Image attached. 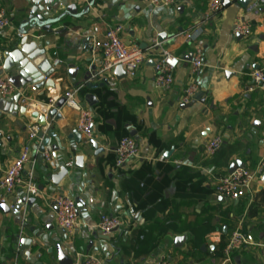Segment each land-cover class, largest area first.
Wrapping results in <instances>:
<instances>
[{
    "label": "crops",
    "instance_id": "1",
    "mask_svg": "<svg viewBox=\"0 0 264 264\" xmlns=\"http://www.w3.org/2000/svg\"><path fill=\"white\" fill-rule=\"evenodd\" d=\"M60 1H65L60 12L69 7L79 16L87 8L89 12L53 26L52 34L28 37L22 49L19 11L28 0H0V9L11 21L9 29L0 33V78H17V87L29 92L32 103L24 106L12 102L16 97L0 99V179L30 142V130L37 127L34 114L44 115L56 134L45 151L50 162L38 159L41 141L32 142L23 176L34 173L39 194L33 204L22 206L20 217L14 210L26 193L19 187L2 202L0 190V205L9 208L8 213L0 211V264H59L58 246L74 262L93 256L103 264H264V171L240 200L215 191L233 164L255 170L264 158V93L258 88L251 91L250 77L264 69V6L255 7L260 0H250L247 9L238 0L230 2L210 21L205 18L209 0H175L170 7L158 8L147 0ZM241 19L252 26L248 39L233 32ZM114 27L122 28L127 47L147 50L157 41L181 59L168 92L155 89L154 58L145 60L135 78L118 79L115 69L107 78L109 85L94 90L85 88L82 71L75 80L69 76V66L100 68L92 44ZM192 30L200 35L190 45L183 34ZM162 33L168 36L165 42L158 40ZM197 47L203 49L204 68L196 78L199 92L194 103L186 107L192 102L183 104L182 95L190 80L189 57ZM21 50L32 52L39 66L29 60L22 70L27 57ZM38 50H44L48 62L35 53ZM46 75L53 89L33 90ZM74 82L80 85L75 87ZM77 88H81L79 104L96 115L94 137L104 150L97 156L85 138L81 136V144L73 138L78 132L77 110L65 105L58 109L59 120L44 111L51 99L60 100ZM87 94L97 99L92 107L85 101ZM217 135L223 145L208 156L205 146ZM124 137L135 139L139 158L117 170L115 149ZM53 146L58 147L56 152ZM78 156L84 158L82 170L75 168ZM70 162L72 168L66 166ZM63 166L68 174L54 186L50 176H57ZM147 194L158 196V201H149ZM60 195L81 206V228L73 236L56 223L55 200ZM103 214L120 216L125 226L103 237L96 229ZM235 231L254 245L235 252L226 263L217 251ZM20 235L31 240L24 254L19 250ZM178 237L184 238L180 247L175 246Z\"/></svg>",
    "mask_w": 264,
    "mask_h": 264
},
{
    "label": "built area",
    "instance_id": "2",
    "mask_svg": "<svg viewBox=\"0 0 264 264\" xmlns=\"http://www.w3.org/2000/svg\"><path fill=\"white\" fill-rule=\"evenodd\" d=\"M224 1L235 2L237 0H209L206 21L212 20L224 8ZM147 3L154 7H170L175 0H147ZM264 6V0H260L256 8ZM254 7V8H255ZM11 25L10 17L5 10L0 9V33L5 32ZM121 27L110 28L103 39L94 40L92 44V54L95 58L101 60V66L93 76V80H102L108 78L111 72L117 67H122L126 75L133 79L137 76L141 65L147 58H154V85L160 92H168L175 81V72L181 64V59L175 56L168 49L163 48L162 43L155 41L147 50H141L138 47H127L121 38ZM233 32L235 35L248 39L252 35V26L246 20H237L234 23ZM187 44H193L200 35L199 30H192L183 34ZM204 68V52L200 47L195 51L190 62V80L183 90L182 103L189 104L199 92V86L196 78ZM254 88L260 89L264 93V69L253 71L250 75ZM33 90H36L33 88ZM81 88L66 92L62 98L66 99L65 105L79 112L77 131L87 141L94 140L95 113L82 107L77 96ZM17 98L24 106L32 105L29 92L26 89L15 86L10 80L0 78V99ZM59 101L51 99L45 113L54 108ZM40 128L33 127L29 133V143L26 144L13 163L5 170L0 179V190L3 192L2 202H5L4 196L8 197L14 191L21 187L28 197H34L39 194V188L35 182L34 173L23 176L26 164L30 162V154L33 149L32 142L37 141V134ZM223 138L219 135L213 137L205 146V152L208 156H214L222 147ZM47 162L51 161V155L44 154ZM114 167L117 170L127 168L132 162L139 158V147L132 137L122 138L115 149ZM68 168L73 167V163L66 164ZM264 171V158L259 162L255 170L237 169L234 172L223 176L216 186V194L229 200H240L249 194L259 174ZM56 223L57 226L68 236H73L81 228L80 215L77 202L74 198L66 195H60L55 200ZM125 226L124 220L120 216L103 214L100 216L96 229L103 237H110L113 233ZM215 238H212V240ZM254 245L246 235L240 231L231 234L228 242L223 249V257L226 263L231 261L232 255L247 246ZM73 264H103L98 258L93 256H84ZM169 264V263H164Z\"/></svg>",
    "mask_w": 264,
    "mask_h": 264
},
{
    "label": "water",
    "instance_id": "3",
    "mask_svg": "<svg viewBox=\"0 0 264 264\" xmlns=\"http://www.w3.org/2000/svg\"><path fill=\"white\" fill-rule=\"evenodd\" d=\"M239 4L247 9L249 7V3L250 0H238ZM229 1H224V5L228 6L229 5ZM62 4H65V1H60V0H28L27 4H25L21 10L19 11V14L22 17L20 26H19V34L21 37L20 40V47L23 49L24 43L28 40V37H35V35L39 32H44V33H48V34H52L53 33V26L60 24L61 22H63L65 19L70 18V19H78L83 15H86L89 12V8H87L80 16L76 14V10L75 8H67V10H65L64 12H60V6ZM93 6V5H91ZM28 29V30H26ZM168 39V36L165 33H162L159 35L158 40L160 42H165ZM23 53H25V51L21 50ZM32 52L29 53H25L26 54V60H24L21 64V69L25 70L26 69V63H28V61H32V63L34 64V66L38 67L39 63L37 61H35L33 59V54H31ZM36 54H40V56L42 55L43 60H45V62H48L47 60V56L44 52V50H38L35 52ZM192 56L189 57V60H191ZM24 63V64H23ZM69 76L72 77V79H76L77 74L82 71V83L85 85V88L87 90H94L96 88H102L104 86H108L109 85V81L106 78H103L102 80H96L98 83H92L93 80V76L96 74L97 71V67L93 66L90 70L88 69H80V68H76L75 66H69ZM115 76L118 79H122L125 78L127 75L125 73V71L122 69V67H117L115 70ZM50 77V75H46L44 76L43 79H41V81L35 85V89L39 90V89H45V90H52L54 87V84L51 80H49L48 78ZM15 86H18L20 82H18L17 78H11L10 80ZM75 83V82H74ZM80 84L79 83H75V87H78ZM199 99V98H197ZM82 100V99H80ZM85 101L92 107L97 103V99L94 95L92 94H87L85 96ZM12 102H18V99H14ZM65 102L66 99L65 98H61L58 103L57 106L55 108H52L48 115L50 118L55 119V120H59L61 118V116L58 114V109L63 108L65 106ZM194 102H192L191 104L187 105L186 107H190L191 105H193ZM23 111V110H22ZM34 118L37 119V126L41 129V131L37 134V138L41 141L39 148H38V159L39 160H43V154L46 151V148L49 146L50 143V139H55L56 138V134L53 132L52 129L48 128V124L46 121V118L44 115H38V114H34L33 115ZM45 129V130H42ZM131 136L134 137L135 136V132L131 133ZM73 138L76 140V142L78 144L82 143V137L81 134L78 132H74L73 133ZM88 144L91 145L93 151H94V155L97 156L100 153H103L104 150L99 148L97 142L94 140H89ZM53 152H56L58 150L57 146H53L52 147ZM172 153V150L169 152L165 153V158H168ZM244 168V166H241L239 163H235L232 165L229 173L234 172L237 168ZM75 168L82 170L84 168V158L82 156H78L75 160ZM68 174V170L63 166L60 170V173L55 176V175H51L50 176V180L53 182L54 186H57L59 183V179H61L63 176ZM35 198L33 197H24V199L22 200V205H18L15 207L14 210V215L16 217H20V213H21V209L22 206H24L25 204L27 205H31L35 202ZM78 209H81V206L78 205ZM0 211L4 212V213H8L9 212V208L7 205L2 204L0 205ZM225 232V230H224ZM184 238L182 237H178L175 239V246L176 247H180L183 243ZM31 245V240L29 239H25L22 238L21 235L19 236V250L24 254L25 251L29 250V247ZM57 251H58V262L59 264H73L74 260L70 257H68L67 255H65L63 253V249L61 248V246L57 247ZM27 256V255H26ZM25 256V258H27ZM38 264V263H37Z\"/></svg>",
    "mask_w": 264,
    "mask_h": 264
},
{
    "label": "trees",
    "instance_id": "4",
    "mask_svg": "<svg viewBox=\"0 0 264 264\" xmlns=\"http://www.w3.org/2000/svg\"><path fill=\"white\" fill-rule=\"evenodd\" d=\"M147 197H148V200L151 201V202H153L154 200L158 201V198H159L158 196L153 195V194H150V195L147 194ZM139 207H140V205H139ZM143 207H144V205H143ZM223 249H224V247H223V244H222L220 249L217 251V257L223 258Z\"/></svg>",
    "mask_w": 264,
    "mask_h": 264
}]
</instances>
